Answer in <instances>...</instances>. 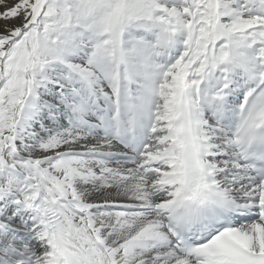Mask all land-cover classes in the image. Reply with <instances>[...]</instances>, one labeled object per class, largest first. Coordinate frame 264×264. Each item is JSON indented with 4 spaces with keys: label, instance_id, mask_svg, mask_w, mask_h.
I'll list each match as a JSON object with an SVG mask.
<instances>
[{
    "label": "snow or ice",
    "instance_id": "snow-or-ice-1",
    "mask_svg": "<svg viewBox=\"0 0 264 264\" xmlns=\"http://www.w3.org/2000/svg\"><path fill=\"white\" fill-rule=\"evenodd\" d=\"M0 264H264V0H0Z\"/></svg>",
    "mask_w": 264,
    "mask_h": 264
}]
</instances>
